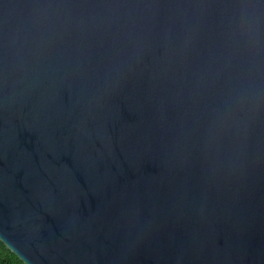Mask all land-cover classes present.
Instances as JSON below:
<instances>
[{
    "label": "water",
    "instance_id": "obj_1",
    "mask_svg": "<svg viewBox=\"0 0 264 264\" xmlns=\"http://www.w3.org/2000/svg\"><path fill=\"white\" fill-rule=\"evenodd\" d=\"M0 242L264 264V0H0Z\"/></svg>",
    "mask_w": 264,
    "mask_h": 264
},
{
    "label": "trees",
    "instance_id": "obj_2",
    "mask_svg": "<svg viewBox=\"0 0 264 264\" xmlns=\"http://www.w3.org/2000/svg\"><path fill=\"white\" fill-rule=\"evenodd\" d=\"M0 264H24L0 242Z\"/></svg>",
    "mask_w": 264,
    "mask_h": 264
}]
</instances>
